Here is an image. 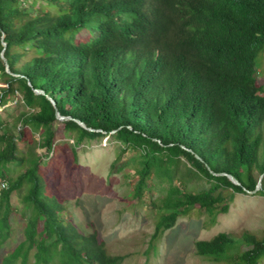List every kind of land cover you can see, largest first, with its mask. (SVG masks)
Segmentation results:
<instances>
[{"label":"trees","instance_id":"16d2710c","mask_svg":"<svg viewBox=\"0 0 264 264\" xmlns=\"http://www.w3.org/2000/svg\"><path fill=\"white\" fill-rule=\"evenodd\" d=\"M25 1L0 0V70L9 84L0 100L22 92L29 109L20 117L29 129L0 134V248L16 210L13 193L30 215L24 239L0 264H29L30 256L31 264L124 260L96 231L80 230L68 204L48 190L35 148L57 150L58 114L75 144L112 134L122 145L118 157L138 154V201L163 184L149 201L157 210L151 243L193 207L206 215L205 227L215 224L229 210L227 191H252L260 179L264 195V94L256 73L264 0ZM12 165L21 168L15 175ZM194 251L219 264H260L264 229L219 232L196 240Z\"/></svg>","mask_w":264,"mask_h":264},{"label":"rangeland","instance_id":"374dc122","mask_svg":"<svg viewBox=\"0 0 264 264\" xmlns=\"http://www.w3.org/2000/svg\"><path fill=\"white\" fill-rule=\"evenodd\" d=\"M30 2L26 0L23 6L30 7ZM256 73L264 94V50L257 56ZM8 85L0 70V94ZM36 90V93L42 92ZM28 110L22 92H15L4 103L0 100V134L17 135L20 130L29 129L20 119ZM62 120L65 118L58 114L53 125L57 150L47 152L38 144L35 148L42 156L41 169L48 190L68 204L80 230L96 231L109 253L124 255L121 264H219L197 255L194 242L209 239L219 232L238 236L245 230L260 233L264 229V195L258 193L259 189L227 191L231 193L229 210L218 214L215 224L205 227L206 215L193 207L151 243L157 210L149 201L160 196L163 184L147 190L138 201L132 196L137 181L133 166L138 154L129 149L118 157L122 145L112 134L75 144L74 133L64 129ZM27 134L29 139L40 140L37 131L27 130ZM18 142L22 150L27 149L25 142ZM11 168L13 175L21 170L17 165ZM209 185V181H202L200 187ZM5 186L6 181L0 180V190ZM11 202L16 210L10 215L11 230L0 248V260L24 239V227L30 215L21 193H13ZM247 248L242 246V249ZM32 261L30 256L29 264ZM260 264H264V260Z\"/></svg>","mask_w":264,"mask_h":264},{"label":"water","instance_id":"95a60500","mask_svg":"<svg viewBox=\"0 0 264 264\" xmlns=\"http://www.w3.org/2000/svg\"><path fill=\"white\" fill-rule=\"evenodd\" d=\"M3 58H4V57H3ZM35 92H37L36 89H35ZM40 93H42V92H40ZM61 117H63V116H61ZM231 179H232L233 182H235V183H237V184L239 183L237 179H235V178H233V177H231ZM260 184H261V182H260V179H259L258 186H257L254 190H252L251 192H255L256 190H258L259 187H260Z\"/></svg>","mask_w":264,"mask_h":264}]
</instances>
